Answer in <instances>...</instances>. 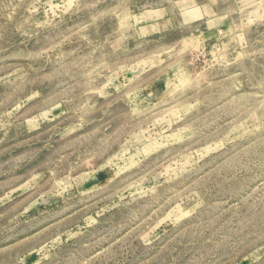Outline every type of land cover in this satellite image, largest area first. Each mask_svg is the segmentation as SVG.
Wrapping results in <instances>:
<instances>
[{"label":"rangeland","instance_id":"obj_1","mask_svg":"<svg viewBox=\"0 0 264 264\" xmlns=\"http://www.w3.org/2000/svg\"><path fill=\"white\" fill-rule=\"evenodd\" d=\"M0 264H264V0H0Z\"/></svg>","mask_w":264,"mask_h":264}]
</instances>
